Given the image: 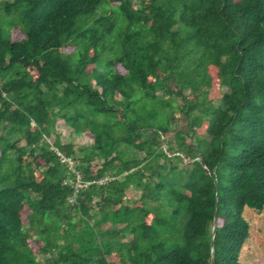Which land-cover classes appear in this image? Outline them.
<instances>
[{"label":"trees","instance_id":"obj_1","mask_svg":"<svg viewBox=\"0 0 264 264\" xmlns=\"http://www.w3.org/2000/svg\"><path fill=\"white\" fill-rule=\"evenodd\" d=\"M238 1L0 0V264H243V208L264 211V0ZM57 152L89 182L74 202Z\"/></svg>","mask_w":264,"mask_h":264},{"label":"rangeland","instance_id":"obj_2","mask_svg":"<svg viewBox=\"0 0 264 264\" xmlns=\"http://www.w3.org/2000/svg\"><path fill=\"white\" fill-rule=\"evenodd\" d=\"M12 37L13 39H20L22 38V34L18 31H12ZM116 69L120 70L122 69L119 65L115 66ZM209 72L212 75V82H211V88L209 90V97L212 100V103H216L219 100V81L217 78V68L215 66H209ZM34 75V72L32 70L31 72ZM227 87H224V90H227ZM188 91V90H187ZM191 99V97H190ZM176 116H178V119H180V116L178 113H176ZM159 122V121H158ZM157 122V123H158ZM156 122L153 124L156 125ZM62 135H61V141L66 140V130L62 129ZM202 129L196 130V133L201 134ZM168 135V134H167ZM54 136V134H53ZM166 136V135H165ZM172 136V134H170ZM50 141L54 140V137L49 138ZM92 144V138L88 136L86 132H83L82 134L76 135L74 134V140L73 145L75 147L78 146H85ZM165 145V144H164ZM190 163L184 164L183 167L190 168ZM182 167V168H183ZM76 186L78 184L75 182ZM79 187V186H78ZM128 191L131 193V195L128 193L127 197H131L132 199L138 198L140 191L136 189H128ZM252 209L250 212H247L244 214V219L248 222V235L245 238L240 251L238 255V260L243 264H264V242L262 241V238L264 235V211L261 212H255ZM28 213L27 210L22 212V221L23 223L26 222L25 214ZM151 217H148V220ZM221 222V219H218V224ZM131 236L125 237V240H128ZM30 246L32 247L33 251L37 253L40 244L38 242L29 241Z\"/></svg>","mask_w":264,"mask_h":264},{"label":"clouds","instance_id":"obj_3","mask_svg":"<svg viewBox=\"0 0 264 264\" xmlns=\"http://www.w3.org/2000/svg\"><path fill=\"white\" fill-rule=\"evenodd\" d=\"M236 1H238V0H236ZM239 2V1H238ZM58 154H59V157H60V155H62V154H60L59 152H57ZM63 156V155H62ZM68 158V157H67ZM70 159V158H69ZM60 160H61V157H60ZM71 160V159H70ZM62 162V161H61ZM71 162H72V165H71V167H69V165H68V163H66V162H63V163H66L67 165H68V168L70 169V170H72V171H74V168H73V161L71 160ZM75 173V178L74 179H69V178H67V179H65L64 181H63V184L64 185H69V186H71V188H72V194H71V196H69L68 197V199H69V202H74V200H75V197H76V195L78 194V192L82 189V188H84V187H86L88 184H89V182H87V181H84L83 179H82V175L79 173V172H76V171H74ZM76 173H78V174H80V176H81V181L83 182V183H85V182H87V185H85V186H82L79 190H78V192H74V188H73V185L75 184V182H76ZM108 179V177L106 176V177H104L102 180H99V182L100 183H103V182H105L106 180ZM215 204H217L216 202H215ZM245 207H247V206H245ZM249 208V207H248ZM244 209V208H243ZM253 209V208H252ZM217 210V209H216ZM255 210V209H254ZM257 212V211H256ZM242 216L244 217V215H243V211H242ZM218 222V216H217V220H216V223ZM215 222H214V224H216Z\"/></svg>","mask_w":264,"mask_h":264},{"label":"built area","instance_id":"obj_4","mask_svg":"<svg viewBox=\"0 0 264 264\" xmlns=\"http://www.w3.org/2000/svg\"><path fill=\"white\" fill-rule=\"evenodd\" d=\"M60 157H61V161H62V162H66V163H68L69 167H71L72 162H71V160H70L69 158L64 157V156H62V155H60ZM76 183L78 184L79 187L76 186V185H73V188H74V192H75V193L78 192V190H79L82 186L87 185V182L83 183V182L81 181V176H80V174H78V173H76Z\"/></svg>","mask_w":264,"mask_h":264},{"label":"water","instance_id":"obj_5","mask_svg":"<svg viewBox=\"0 0 264 264\" xmlns=\"http://www.w3.org/2000/svg\"><path fill=\"white\" fill-rule=\"evenodd\" d=\"M217 204H215V207H214V213H213V221L216 223V220H217ZM215 226L216 224L213 225L212 227V231H211V241H213V236L215 234ZM211 246H212V242H211Z\"/></svg>","mask_w":264,"mask_h":264},{"label":"crops","instance_id":"obj_6","mask_svg":"<svg viewBox=\"0 0 264 264\" xmlns=\"http://www.w3.org/2000/svg\"><path fill=\"white\" fill-rule=\"evenodd\" d=\"M252 210V208H248V207H244V209H243V215L245 214V213H247V212H250ZM253 211H255L256 212V210H253ZM264 236V235H263ZM260 239L262 238V236L261 237H259Z\"/></svg>","mask_w":264,"mask_h":264}]
</instances>
